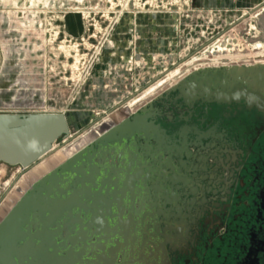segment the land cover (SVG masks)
Masks as SVG:
<instances>
[{
	"label": "water",
	"instance_id": "1",
	"mask_svg": "<svg viewBox=\"0 0 264 264\" xmlns=\"http://www.w3.org/2000/svg\"><path fill=\"white\" fill-rule=\"evenodd\" d=\"M256 26L264 30V13ZM200 104L264 116V65L196 71L138 113L104 127L91 145L35 183L0 222V264H165L167 244L152 248L153 236L142 228L154 221L150 229L160 234L171 203L161 187L170 182L171 145L183 150L192 134L184 127L169 133L172 106L179 122H188L186 115L192 117ZM93 125L72 136L66 113L0 114V164L27 172ZM156 166L164 171L156 173ZM147 258L154 261L143 262Z\"/></svg>",
	"mask_w": 264,
	"mask_h": 264
},
{
	"label": "rangeland",
	"instance_id": "2",
	"mask_svg": "<svg viewBox=\"0 0 264 264\" xmlns=\"http://www.w3.org/2000/svg\"><path fill=\"white\" fill-rule=\"evenodd\" d=\"M251 11L203 10L197 0H0V114L66 113L74 136ZM262 15L225 50L252 39L250 50L264 52ZM25 173L0 164V204Z\"/></svg>",
	"mask_w": 264,
	"mask_h": 264
},
{
	"label": "flooded vegetation",
	"instance_id": "3",
	"mask_svg": "<svg viewBox=\"0 0 264 264\" xmlns=\"http://www.w3.org/2000/svg\"><path fill=\"white\" fill-rule=\"evenodd\" d=\"M218 52L226 55L224 68L264 65L263 51ZM172 110L169 133L184 127L192 134L183 150L171 145L170 182L161 183L171 203L160 234L150 229L154 221L142 231L152 234L154 249L167 244L165 264H264V116L200 104L179 122L178 108Z\"/></svg>",
	"mask_w": 264,
	"mask_h": 264
},
{
	"label": "bare ground",
	"instance_id": "4",
	"mask_svg": "<svg viewBox=\"0 0 264 264\" xmlns=\"http://www.w3.org/2000/svg\"><path fill=\"white\" fill-rule=\"evenodd\" d=\"M262 13H264V8H262L259 12L251 14L249 19L258 18V16ZM244 22L245 21H243L241 25H243ZM229 32L225 34H229ZM223 41H225L226 44L227 39L223 40L220 38L218 42L222 43ZM204 45H205L204 48L194 53L195 56L190 58H185L174 69L162 74L163 76L157 78L159 80L156 83H154L152 86L148 87L147 90L140 92L138 96H134L132 99L131 98L128 99L126 105L123 106V108L113 112L112 114H110L111 112H109V114H107L105 117H102L101 120L99 119L100 122L99 121L95 122L92 128L88 130L87 133L85 132L82 135H80L71 144H68L65 147L59 149L57 147L54 148L55 152L52 154V156L46 158L41 163L37 164L32 169L27 171L24 174L22 180L18 184L17 183L15 184L16 186H14L11 193L5 198L4 202L0 206V210H1V208L7 204L3 214H0V222L6 217V215L14 207V205L21 199L22 196H24L31 189V187L35 183L43 179L45 176H47L56 168L60 167L68 159H70L71 157H73L74 155L78 154L83 149L91 145L96 140L95 138L96 135H98L99 137L102 135V130L104 127H106L111 123L116 122L117 120L119 121L120 117H124V112L122 114H119L120 112L125 111L126 113L125 115L129 114L128 116L125 117L126 118L131 117L134 114L138 113L139 110L142 109L144 106L148 105L150 102H153L157 97L163 95L166 91L176 86L180 81L188 77V75H190L191 73H194L199 70L212 69L214 68V66H215L214 69H218V68L223 69L224 65L227 64L226 55L224 53L220 54L217 48H209L208 43ZM220 48L225 49V46H222ZM212 49H216V51L212 52ZM206 58H208L207 61ZM228 64L230 65L231 63L229 62ZM228 68H232V65H230ZM115 109H117V107ZM44 114H50V113H44ZM68 149L72 151L70 154H66V151ZM154 151H156L155 146H154ZM55 158L57 160L56 162H53V159ZM147 259L149 260V258ZM147 259H145L146 262Z\"/></svg>",
	"mask_w": 264,
	"mask_h": 264
},
{
	"label": "built area",
	"instance_id": "5",
	"mask_svg": "<svg viewBox=\"0 0 264 264\" xmlns=\"http://www.w3.org/2000/svg\"><path fill=\"white\" fill-rule=\"evenodd\" d=\"M250 15H251V12L250 13H248V14H246V15H244V16H242V17H240V18H238V19H236L233 23H231V25H229V27H228V30L227 31H224V32H222V33H218L217 34V37L216 38H214L210 43H208V47L209 48H218L219 49V46L220 47H222V46H225L226 44H225V41H223L222 43H219L218 41L220 40L219 38L222 36V38H223V40L224 39H229L230 38V36H231V34L232 33H236V34H240L239 32L240 31H242V30H245L246 28L248 29V25H245L248 21H249V17H250ZM243 21H245L244 23V26L243 27H240L241 26V23L243 22ZM249 24V23H248ZM235 28H238L237 30H235ZM250 28V27H249ZM230 31V33L229 34H225V33H227V32H229ZM250 30L248 29V31L247 32H242V34H244V35H249L250 34V32H249ZM228 35V36H227ZM241 36V35H240ZM240 36L238 37V39H240ZM250 36V35H249ZM250 39H251V37H249ZM237 39V40H238ZM215 40V41H214ZM234 40H236V39H234ZM236 40V41H237ZM252 40V39H251ZM214 41V42H213ZM200 45H202V44H200ZM202 46H205V45H202ZM244 46V48L242 49V51L244 52V51H249V49H250V47H252L251 45H250V43H248V40H246L245 41V45H243ZM226 47V46H225ZM198 48H199V46H198ZM198 48L196 49V51H198ZM195 51V52H196ZM234 52V51H233ZM241 52V51H240ZM239 52V53H240ZM174 67V66H173ZM175 68V67H174ZM156 81H157V79L156 80H154V81H150L149 83H148V85L147 86H150V85H152V84H154V83H156ZM136 93H138V91H136ZM135 94V93H134ZM134 94L133 95H131V97H128V98H132L133 96H134ZM2 205V203L0 204V206Z\"/></svg>",
	"mask_w": 264,
	"mask_h": 264
},
{
	"label": "crops",
	"instance_id": "6",
	"mask_svg": "<svg viewBox=\"0 0 264 264\" xmlns=\"http://www.w3.org/2000/svg\"><path fill=\"white\" fill-rule=\"evenodd\" d=\"M240 0H197V7L203 10H216V9H232L235 7H248L252 11L262 7L264 0H245L242 5L239 4Z\"/></svg>",
	"mask_w": 264,
	"mask_h": 264
}]
</instances>
